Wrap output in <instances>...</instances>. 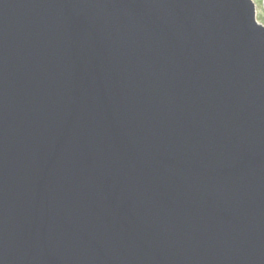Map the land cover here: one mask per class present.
I'll use <instances>...</instances> for the list:
<instances>
[{
	"label": "water",
	"instance_id": "95a60500",
	"mask_svg": "<svg viewBox=\"0 0 264 264\" xmlns=\"http://www.w3.org/2000/svg\"><path fill=\"white\" fill-rule=\"evenodd\" d=\"M0 264H264L253 0H0Z\"/></svg>",
	"mask_w": 264,
	"mask_h": 264
},
{
	"label": "rangeland",
	"instance_id": "374dc122",
	"mask_svg": "<svg viewBox=\"0 0 264 264\" xmlns=\"http://www.w3.org/2000/svg\"><path fill=\"white\" fill-rule=\"evenodd\" d=\"M256 4L257 20L259 23L264 24V4L263 0H253Z\"/></svg>",
	"mask_w": 264,
	"mask_h": 264
}]
</instances>
